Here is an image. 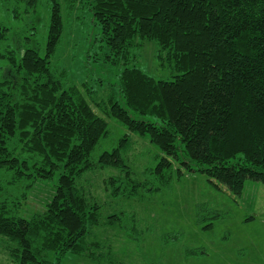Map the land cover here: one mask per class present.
<instances>
[{"label": "trees", "instance_id": "1", "mask_svg": "<svg viewBox=\"0 0 264 264\" xmlns=\"http://www.w3.org/2000/svg\"><path fill=\"white\" fill-rule=\"evenodd\" d=\"M84 1L110 49L106 62L125 65L118 92L98 99L104 80L69 84L66 70L52 66L65 30L63 5L73 9L79 0H50L44 55L0 50V236L17 241L19 264H64L69 253L115 264L110 244L88 241L91 228L112 224L131 239L142 235L136 215L104 216L79 185L96 167L114 169L105 181L114 197L159 191L185 171L234 195L248 179L264 184V0ZM9 29L0 24V43ZM145 40L156 41L157 60L178 73L156 78L128 64ZM106 116L129 132L95 160L110 133ZM132 134L162 153L144 178L124 155ZM58 170L44 209L21 215L29 190Z\"/></svg>", "mask_w": 264, "mask_h": 264}, {"label": "rangeland", "instance_id": "2", "mask_svg": "<svg viewBox=\"0 0 264 264\" xmlns=\"http://www.w3.org/2000/svg\"><path fill=\"white\" fill-rule=\"evenodd\" d=\"M0 0V24L9 27L0 50L13 48L21 53L36 48L44 55L51 14L50 0ZM65 30L56 54L51 58L56 71L66 70L69 84L104 80L97 98L118 92L119 75L124 64L106 62L109 47L98 40L100 26L94 22L89 4L79 0L73 9L63 5ZM100 45H102L100 47ZM159 45L145 40L135 49L128 64H136L156 78H169L178 73L164 66L156 55ZM113 85V86H112ZM97 100V99H96ZM97 111H101L97 108ZM110 133L101 139L93 157L112 150L129 131L115 118L106 116ZM132 146L124 154L135 173L144 178L162 153L144 135L132 134ZM111 167H96L79 179V185L91 200L102 205V214L124 211L136 215L142 235L131 239L115 225L92 227L88 241L110 244L115 264H264V184L248 179L243 192L234 195L218 187L200 172L185 171L168 187L156 192L143 191L137 197H114L105 190ZM60 170L53 179L38 181L28 192L20 214L29 216L42 211L56 189ZM217 214V217H216ZM210 222V228L205 227ZM17 241L0 236V264H19ZM196 252L191 253L189 250ZM109 259V258H108ZM64 264H105L86 255L69 253Z\"/></svg>", "mask_w": 264, "mask_h": 264}]
</instances>
